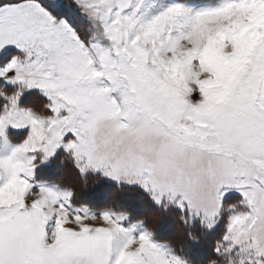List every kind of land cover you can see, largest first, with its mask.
Wrapping results in <instances>:
<instances>
[{
    "label": "snow or ice",
    "instance_id": "snow-or-ice-1",
    "mask_svg": "<svg viewBox=\"0 0 264 264\" xmlns=\"http://www.w3.org/2000/svg\"><path fill=\"white\" fill-rule=\"evenodd\" d=\"M58 161L264 264V0H0V264H191Z\"/></svg>",
    "mask_w": 264,
    "mask_h": 264
},
{
    "label": "rangeland",
    "instance_id": "rangeland-1",
    "mask_svg": "<svg viewBox=\"0 0 264 264\" xmlns=\"http://www.w3.org/2000/svg\"><path fill=\"white\" fill-rule=\"evenodd\" d=\"M194 2L207 3L214 2V0L205 2L194 0ZM42 103V100H37V108ZM42 178L61 187L73 188L77 202L87 204L94 211L106 208L125 211L130 215L132 222L145 221L146 226L155 233L158 240L171 244L178 251L183 250L191 264H207L208 259L211 257V246L215 236H207L198 245L192 244L186 235L189 228L182 223L179 213L175 210L164 212L151 204L138 203L137 198L130 194H115V190L109 189L103 182H97L94 179L84 181L76 174L70 162L67 161L63 163L58 161L51 168L45 169ZM231 199H239V196L232 194ZM195 254L199 258L189 257V255Z\"/></svg>",
    "mask_w": 264,
    "mask_h": 264
},
{
    "label": "trees",
    "instance_id": "trees-1",
    "mask_svg": "<svg viewBox=\"0 0 264 264\" xmlns=\"http://www.w3.org/2000/svg\"><path fill=\"white\" fill-rule=\"evenodd\" d=\"M195 1H198V2H200V0H195ZM202 2H205V1H208V0H201ZM79 179V178H78ZM96 192V191H95ZM154 210H156L155 208H154ZM169 242H172V241H169ZM189 257L190 258H199L196 254L195 255H189ZM199 264V263H198Z\"/></svg>",
    "mask_w": 264,
    "mask_h": 264
}]
</instances>
